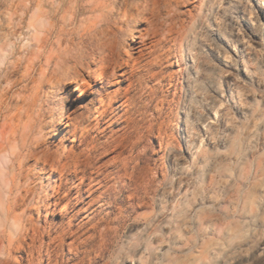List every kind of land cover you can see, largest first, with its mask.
<instances>
[{
  "label": "bare ground",
  "instance_id": "obj_1",
  "mask_svg": "<svg viewBox=\"0 0 264 264\" xmlns=\"http://www.w3.org/2000/svg\"><path fill=\"white\" fill-rule=\"evenodd\" d=\"M180 12V0H0V155L10 147L19 157V175L9 182L31 181L39 192V203L27 210L29 231L0 264H15L18 253L28 264L35 258L60 264L65 248L70 257L77 255L86 229H110L121 220L120 204L140 207L135 201L141 202V190L152 188L159 174L150 166L144 139L157 131L163 114L156 110L145 121L140 92L146 76L160 78L156 69L172 56L161 54L165 42L182 47ZM231 24L246 66L221 33L187 56L189 153L224 124L226 99L254 97L250 87L264 86V14H237ZM152 92L153 101L158 91ZM172 123L167 116L157 133L182 183L186 163L175 152ZM4 183L0 171V248ZM26 194L31 197L21 196ZM27 203L17 198L8 217Z\"/></svg>",
  "mask_w": 264,
  "mask_h": 264
},
{
  "label": "rangeland",
  "instance_id": "obj_2",
  "mask_svg": "<svg viewBox=\"0 0 264 264\" xmlns=\"http://www.w3.org/2000/svg\"><path fill=\"white\" fill-rule=\"evenodd\" d=\"M180 5L182 47L165 42L161 54L170 51L172 56L156 69L160 78L146 76L140 95L145 121L162 110L157 131L172 116L175 152L186 163L183 182L161 148L157 131L144 137L147 159L159 174L152 188L141 190V202L135 201L140 207L120 204L125 211L122 219L110 229L91 233L86 229L77 255L70 257L65 248L59 254L60 264H115L122 259L117 255L120 248L128 244L137 246L135 264H264V86L250 87L254 97L242 93L235 100L226 99L229 114L224 124L213 136L203 137L198 149L189 153L184 136V121L190 118L186 81L192 76L187 56L194 57L215 33H221L239 54L241 66H246L248 59L240 51L231 17L252 11L264 14V0H180ZM222 87L226 88V80ZM153 90L158 96L152 101ZM242 104L247 107L244 113L239 110ZM169 188L172 192L166 194ZM119 206L113 210L114 219ZM24 258L15 254V264H28ZM35 259L29 264H48V258ZM122 264L133 262L122 260Z\"/></svg>",
  "mask_w": 264,
  "mask_h": 264
},
{
  "label": "clouds",
  "instance_id": "obj_3",
  "mask_svg": "<svg viewBox=\"0 0 264 264\" xmlns=\"http://www.w3.org/2000/svg\"><path fill=\"white\" fill-rule=\"evenodd\" d=\"M169 7V5H165ZM115 11V9H111ZM171 15V12H170ZM119 19L124 20L126 17L123 14L119 15ZM163 23V21H160ZM183 111V109H181ZM179 114V113H178ZM15 157V159H14ZM19 163V157L11 150L7 148L5 152L0 155V171L4 173L5 183L3 185V208H4V246L0 248V258L3 260L8 259L9 247L14 243L22 240L25 234L29 231L32 221L29 219L28 208L35 207L39 203L38 196L39 192L35 191L36 186L31 181H27L24 184H20L19 180H15L14 183L9 182L11 177L19 175V169L17 167ZM30 193L29 195L21 196V193ZM17 198L23 201H28L24 205L23 209L17 213H14L11 218L8 217L9 205H15ZM18 247L19 244L16 243ZM135 244H128L121 247L118 256L122 259H116L115 264H122L123 261H132L135 264Z\"/></svg>",
  "mask_w": 264,
  "mask_h": 264
}]
</instances>
